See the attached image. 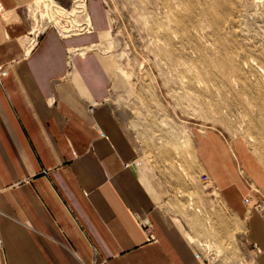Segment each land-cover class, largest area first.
<instances>
[{"label": "crops", "instance_id": "obj_1", "mask_svg": "<svg viewBox=\"0 0 264 264\" xmlns=\"http://www.w3.org/2000/svg\"><path fill=\"white\" fill-rule=\"evenodd\" d=\"M31 2L0 0V264H264L263 200L216 137L199 135L196 153L217 193L207 213L184 212L218 259L163 216L141 181L108 102L107 70L115 74L94 49L109 26L101 3L89 0L93 33L50 28L27 51Z\"/></svg>", "mask_w": 264, "mask_h": 264}, {"label": "rangeland", "instance_id": "obj_2", "mask_svg": "<svg viewBox=\"0 0 264 264\" xmlns=\"http://www.w3.org/2000/svg\"><path fill=\"white\" fill-rule=\"evenodd\" d=\"M97 1L109 26L94 49L115 74L107 70L108 102L136 150L141 181L163 216L193 238L184 211L207 213L217 193L198 173L199 135L216 137L248 192L264 194L255 183L264 185V0ZM23 16L27 51L50 28L61 38L94 32L89 0H32ZM76 53L68 52L69 67Z\"/></svg>", "mask_w": 264, "mask_h": 264}, {"label": "built area", "instance_id": "obj_3", "mask_svg": "<svg viewBox=\"0 0 264 264\" xmlns=\"http://www.w3.org/2000/svg\"><path fill=\"white\" fill-rule=\"evenodd\" d=\"M29 50H30V49H29ZM90 110H91V111L93 110V107H92V106L90 107ZM232 156H233L234 159L236 160L235 155L232 154ZM200 179H201L202 183H205V184H210V182H211V179H210V177H209L207 174H202V175L200 176ZM253 192L262 198L263 201L258 202V203L256 204V207H257L258 209H260L261 211H263V210H264V194L259 193V192L257 191V189H254ZM249 201H250V198H249V197H247V198L244 199V203H245V204H248ZM150 238L152 239L153 237L151 236ZM0 248H1V239H0Z\"/></svg>", "mask_w": 264, "mask_h": 264}]
</instances>
